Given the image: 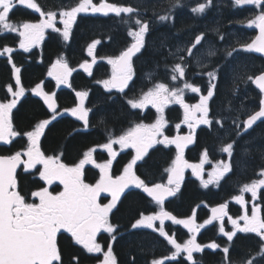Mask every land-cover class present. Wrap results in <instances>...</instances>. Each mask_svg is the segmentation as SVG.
<instances>
[{"label": "snow or ice", "instance_id": "6c2138e0", "mask_svg": "<svg viewBox=\"0 0 264 264\" xmlns=\"http://www.w3.org/2000/svg\"><path fill=\"white\" fill-rule=\"evenodd\" d=\"M232 7H250L255 10L254 15L246 22L248 28L258 29L259 34L251 42L237 43L239 47H226L223 50L222 62L216 58L220 55L221 46L206 39L205 34H197L192 42L183 47L179 45H166L168 37L161 40V50L175 47L171 53L174 62L167 75L171 83L157 82L151 75L148 76L150 87L142 90L136 98H129L126 90L133 84L134 58H139L147 46L146 37L152 32L154 24L145 19L139 8L131 5H118L100 0H79L70 9L62 10L59 19L55 12L42 11L35 0H0V34L15 33L19 38V50L24 53L31 52L44 40L47 32L56 33L64 42L72 38L73 25L80 14L91 13L108 17L110 14L120 18V23L127 26V36L131 37L130 45L119 54L108 57L107 63L111 66L108 78L96 81L107 94L106 99L115 103L117 99L123 100L129 109V114L139 115L149 108L155 110V120L152 123L137 122L126 131L117 134L109 130L107 115H101L98 124L105 126L107 139L104 143L91 147L85 151L77 162L69 165L62 159L63 153L48 155L42 150L41 140L45 137L50 126L59 118L68 115L80 122L75 135L79 131H88L93 127L90 113L95 115L98 107L86 106L89 90L75 91L72 107L60 108L57 94L46 90L43 81L27 89L22 83V70L14 62V48L3 46L0 57H7L12 65L14 83L6 86V94L0 100V145H11L18 137L22 138L24 145L21 150L9 155H0V264H66L64 253L58 243V237L67 234L70 243L79 246L84 252L96 259V264H119L113 245L117 242L119 225L114 223L112 216L118 210L121 197L130 189L142 192L148 203L154 205L153 214L140 213L134 222H130L131 230L150 229L171 246L170 255L163 258H153L150 264H170L182 257L188 264H202L194 257L195 253H204L205 249L222 253L221 264H261L264 261V216L261 209L253 203L249 214L244 194L250 193L254 202L260 190L264 189V169L259 172V179L245 183L239 194L233 197L236 204L245 209L239 218L229 215L227 203H221L211 208V217L203 224H198L196 210H192L187 218H178L166 210L165 202L175 197L180 190L186 169H191L193 175L200 180L201 186L220 185L229 173L233 172L236 161L233 159L240 138L253 129L258 122H264V71L258 75L242 76L233 71V94L235 95L241 85L252 84L259 91L258 110H251L246 119H239L245 111L243 103L236 110L237 117L231 121L229 142H222L219 151L226 154L227 159L218 160L204 179V165L212 164L207 150L204 151L199 164H191L184 158L185 148L195 142L196 129L202 125L213 131L223 129L226 124L225 117L210 115V102L218 91V81L236 61L239 52L259 53L264 55V0H231ZM17 6H23L38 13L41 19L38 22L13 23L10 14ZM182 0H171L169 12L175 8L183 7ZM214 6V0H203L191 7L194 15L204 14ZM173 18L170 14H160L158 20L166 24ZM59 25H63L62 29ZM217 31L218 30H214ZM222 41L223 35L219 36ZM102 43L101 39L93 40L87 47V54L92 57L91 62L85 61L80 69L88 76L93 75V65L97 62L95 50ZM208 45L206 55L202 49ZM195 62L198 71L193 74L201 78L207 77L206 87L197 86L187 79L188 71ZM237 67L239 65H236ZM74 69L70 67L67 59L59 57L47 70V76L55 82L57 88L72 87L71 78ZM194 93L199 97L196 104L185 101L186 93ZM38 97L46 109L44 116L38 118L30 130H18L13 123V110L17 108L21 99L26 95ZM231 103V102H230ZM170 105H179L183 109L182 123L189 129L188 135L169 136L166 134L168 121L165 110ZM131 110H137L132 112ZM232 111L231 108L227 109ZM119 118V117H114ZM217 126H219L217 128ZM180 124L176 125L179 129ZM234 134V135H233ZM157 146L175 149V158L169 167L165 182H149L138 175V165L149 155L150 150ZM107 154L104 162L96 159L97 150ZM131 150V151H128ZM128 152L129 160L122 166L119 174L113 173V162L123 153ZM249 149L242 150L241 162ZM88 166L98 169V179L94 183L86 182L85 170ZM18 170L25 174L38 177L42 183L35 190L24 193L20 188ZM58 183L62 191L53 192L51 187ZM110 197L107 203L101 197ZM231 224L226 230L225 219ZM172 225H182L190 234L184 243H178L169 231H166L165 222ZM241 221L243 223H241ZM218 224V233L226 237L223 242L213 240L207 244L197 242L200 229L207 225ZM239 234H254L258 238L259 250L256 256L244 258L239 261L232 258L230 249L234 246V239ZM103 234H107L106 237ZM103 240V242H101ZM260 257L261 260H257ZM67 264H80L79 256L73 255ZM128 264H136L135 257Z\"/></svg>", "mask_w": 264, "mask_h": 264}, {"label": "flooded vegetation", "instance_id": "af4514ba", "mask_svg": "<svg viewBox=\"0 0 264 264\" xmlns=\"http://www.w3.org/2000/svg\"><path fill=\"white\" fill-rule=\"evenodd\" d=\"M40 6L42 11L55 12L57 19H59V13L62 10L70 9L75 6L79 0H35ZM94 3H99L100 0H93ZM108 2L116 3L118 5H131L139 8L140 12L145 19L153 22L154 27L152 32L146 37L147 46L143 50V54L139 55V58H134V81L127 91L129 94H136L139 88H142L144 84L141 82V78L146 77L145 83L147 87H150L148 76L151 75L157 82L171 83L169 76L167 75L170 70L174 58L171 53L175 52V47L165 46L162 50L160 48L161 40L168 37L166 45H179L181 47L188 45L189 42L194 40L195 35L205 34L206 39L221 46L220 55L216 58L219 62L223 59V50L226 47L234 46L239 47V43L251 42L258 35V29L248 28L246 22L254 15L253 9L250 7L234 8L232 7L231 0H214V6L209 8L204 14L194 15L191 12V7L196 6L203 0H182L183 7L175 8L169 12V6L171 0H108ZM160 14H170L172 20L166 24H161L158 20ZM41 19L38 13L33 12L23 6H17L10 14V21L13 23L23 22H38ZM63 27V25H59ZM125 25L120 23V18L114 15L108 17L101 16L99 14H80L77 17V22L73 25L72 38L68 42H64L56 33L50 31L45 34L44 40L37 47L32 49L31 52L24 53L19 50V38L15 33H3L0 34V50L3 46L14 48V62L22 70V83L30 89L37 83L43 81L46 85V90L54 91L57 94L58 104L60 108L72 107L75 99V91L89 90L90 95L86 106L91 107L96 105L100 96H91L92 90L99 91L104 97L101 99L102 106L108 107V104L113 103L106 99L107 94L102 87L96 84V81L106 79L111 74V66L107 63V58L119 54L126 45H130L131 37L127 36ZM88 29H93L89 31ZM214 30H218L214 31ZM223 35L224 39L221 41L219 36ZM95 39H101L102 43L97 46L95 55L97 57L96 64L93 65V75L88 76L80 69V65L85 61L91 62L92 57L87 54L88 45ZM208 51V45H205L202 49V53L206 55ZM63 57L68 60L70 67L74 69L73 76L71 78L72 87H60L55 86V82L47 76V70L51 67V64L56 61L57 58ZM236 65H239L238 67ZM242 76L258 75L264 71V55L257 53H245L239 52L236 61L231 62V66L228 71L224 73L218 81V91L210 102L211 113L215 117H225L226 124L223 129L218 132L209 129L206 126H201L196 129L195 142L188 145L184 151V158L191 164H199L205 150H207L209 160L212 164L204 165V179L208 178V173L212 171L213 165L220 159H227L226 154H222L219 149L222 146V142H229V133L231 131L229 125L233 118L237 117L236 110L240 108L241 104L247 106L250 104L248 111L239 115V119H246L247 114L251 113V110H258L259 106V91L255 88V85L249 84L240 86V90L233 94V71ZM198 67L193 62L192 67L188 71L187 79L189 82L195 83L197 86L206 87L207 77L201 78L194 75V71H198ZM239 71V73H238ZM12 65L7 61V57H0V100H3L6 94V86L9 83H14V77L12 76ZM95 91V92H96ZM138 97V93H137ZM104 99V100H103ZM185 101L189 104H196L199 101V97L194 93H186ZM28 102H33L37 107L36 112L32 113V117H25L21 115L17 117V114L25 107L29 105ZM100 102V103H101ZM231 102V103H230ZM116 106H119L125 115L124 119H119L116 122L108 123L109 130L113 129L117 134L126 131L129 127L134 126L137 122L152 123L155 120V110L149 108L145 112L141 113V119L136 115L129 114L123 100L116 102ZM43 102L31 94L26 95L21 99L17 108L13 110V123L18 130H30L31 125L38 119L44 116L46 109L42 106ZM231 108L232 111L227 109ZM136 112L137 110H131ZM165 118L168 121V128L166 134L169 136L176 135H188L189 129L185 126L183 121V109L179 105H170L165 110ZM66 120L71 121L69 129H67L65 141L63 142V148L66 140L70 137H74L72 133L76 131V126L79 127L80 122L75 121L71 116L65 115L54 122L53 125ZM90 120L93 125L88 131H79L76 134L91 135V142L83 146L77 153L64 156V151L60 146L50 150L44 147V137L41 140V147L48 155L63 153L62 159L65 163L71 165L78 161L82 154L91 147H96L104 143L107 139V133L105 126L98 124L97 108L95 109V115L90 113ZM24 122L26 124H21ZM180 124L179 129L176 125ZM22 125V126H21ZM51 125L50 127H52ZM101 126V127H100ZM219 126H217L218 128ZM234 127V125H231ZM22 128V129H19ZM99 129V130H98ZM100 131V132H97ZM75 134V135H76ZM234 135V134H233ZM24 145L22 138L18 137L11 145H0V155H9L15 151L21 150ZM248 148L249 151L246 156L243 157L241 162L242 150ZM131 151V150H128ZM100 153L102 155H100ZM96 159L98 162H104L107 154L101 150H97ZM128 152L121 153L116 161L113 162V173L119 174L122 166L129 160ZM175 158V149H165L163 146H157L150 150L149 155L144 161L138 165V175L141 178H153L155 174H162L164 182L166 183L167 173L165 169L170 166L171 161ZM233 159L236 161L233 172L229 173L223 180L220 181V185L209 186L205 189L201 186L200 180L193 175L191 169H186L184 173V179L181 183L180 190L185 188L196 187L197 197H195L193 204L188 208L184 199H170L165 202L166 210L170 211L178 218H187L192 210H196L198 224H203L206 219L211 217V208L217 207L221 203H227L229 205L228 211L232 218H239L244 214L245 209L241 205L236 204L233 200L235 195L239 194L240 188L245 183H251L256 179H259V172L264 169V122H259L245 133L239 140L236 148V153ZM147 173H142V171ZM98 169L88 166L85 170L86 182L94 183L98 179ZM18 180L20 188L24 193H29L31 190H35L38 184L42 183L38 177H34L18 170ZM53 192L62 191V185L58 183L53 184L51 189ZM126 195L121 197V202L118 204V210H114L112 220L119 225V235L117 242L113 245L114 252L118 258L119 264H126L125 251H129V244L133 242V239L143 240L148 243V252H144L141 260H137L136 264H150L153 258H163L170 255L171 246L160 237L158 233H153L150 229L131 230L130 222H134L135 218H138V210L135 216L129 221L128 224L124 223L121 213L126 210L124 205L129 204V198H134L132 195H139L143 197L145 204L148 203V199L139 190H129ZM245 199L248 201L247 208L249 214L253 203L261 209V215L264 216V189L260 190L258 198L253 202L250 193L244 194ZM110 197H101L103 203H107ZM149 203L152 211L154 205ZM144 207V206H143ZM142 207V208H143ZM123 208V209H122ZM146 214L147 213H143ZM241 223H243L241 221ZM166 231L177 240L178 243H184L190 238V234L182 225H172L170 221L165 222ZM226 230L231 229V224L225 219ZM107 234H103L106 237ZM213 240L223 242L226 237H221L218 233V224L207 225L200 229L197 235V242L201 244H207ZM70 238L67 234H62L58 237V243L63 253L65 249H68L69 255L64 259L66 261L73 255H78L80 264H96V259L93 255L84 252L79 246L73 245L70 242ZM103 242V240L101 241ZM234 246L230 249L232 258L234 260H241L244 258H250L256 256L259 250L258 238L254 234H239L234 239ZM222 253L214 252L211 249H205L204 253H195L194 257L200 259L202 264H221ZM129 256V255H128ZM132 259V258H131ZM257 260H261L257 257ZM140 261V262H139ZM128 264V263H127ZM170 264H188V262L182 257H179L177 261L170 262ZM264 264V261H261Z\"/></svg>", "mask_w": 264, "mask_h": 264}, {"label": "trees", "instance_id": "16d2710c", "mask_svg": "<svg viewBox=\"0 0 264 264\" xmlns=\"http://www.w3.org/2000/svg\"><path fill=\"white\" fill-rule=\"evenodd\" d=\"M92 90L91 96L94 97L96 95H99L100 98L98 100V106L101 103H104V101L101 102V99L104 97L103 94H101L99 91ZM104 100V99H103ZM101 102V103H100ZM29 105H25V107L17 114V117H20L21 115L25 117H32V113L36 112L37 107L34 105L33 102H28ZM96 103V104H97ZM105 104V103H104ZM115 103H110L108 104V107L105 108L103 107V111H101V115H107V123L111 122H116L119 119H122L121 117L123 116V112L121 111L122 109L119 106H116ZM98 108V107H97ZM114 117H119L114 118ZM21 124H26L24 122H21ZM72 124L70 121L63 120L52 127H50V130L46 132V135L44 137V147L46 149L53 150L57 146H60V148L63 149L64 151V156L66 157L67 155H72V154H78L77 152L85 145L90 144L91 142V135H81V134H76L74 137H70L66 140V143L63 148V142L65 141V136L67 129H69V125ZM22 126V125H21ZM104 127V125H102ZM101 127V126H100ZM22 129V128H19ZM99 130V129H98ZM100 132V131H97ZM196 187L193 188H183L181 192H179L176 196L175 199H184L185 204L188 208L193 204L195 197H197V191L195 189ZM135 196L134 198H129V204L124 205V209L126 210L125 212L121 213V217L123 218L124 223L128 224L129 221L135 216L138 210L142 209L144 206V199L143 197L139 195H132ZM122 208V209H123ZM129 251H125V259L126 264L128 261L132 258L135 257V261L141 260L140 258L144 257L143 253L148 252V243H146L143 240H136V238L133 239V242L129 244ZM65 257H68L69 252L68 249H65ZM129 255V256H128ZM140 262V261H139Z\"/></svg>", "mask_w": 264, "mask_h": 264}, {"label": "rangeland", "instance_id": "374dc122", "mask_svg": "<svg viewBox=\"0 0 264 264\" xmlns=\"http://www.w3.org/2000/svg\"><path fill=\"white\" fill-rule=\"evenodd\" d=\"M88 30L89 31H92L93 29H88ZM238 73H239V71H238ZM249 106H250V104H248L247 106L245 105V112L248 111ZM101 111H103L102 103L99 104V106L97 108V116H98V118H100V116H101ZM121 118L124 119L125 118V115H123Z\"/></svg>", "mask_w": 264, "mask_h": 264}, {"label": "water", "instance_id": "95a60500", "mask_svg": "<svg viewBox=\"0 0 264 264\" xmlns=\"http://www.w3.org/2000/svg\"><path fill=\"white\" fill-rule=\"evenodd\" d=\"M258 34H259V32H258Z\"/></svg>", "mask_w": 264, "mask_h": 264}]
</instances>
